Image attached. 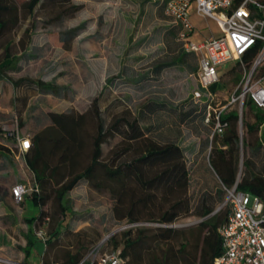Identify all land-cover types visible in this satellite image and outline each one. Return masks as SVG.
Listing matches in <instances>:
<instances>
[{
    "label": "rangeland",
    "instance_id": "374dc122",
    "mask_svg": "<svg viewBox=\"0 0 264 264\" xmlns=\"http://www.w3.org/2000/svg\"><path fill=\"white\" fill-rule=\"evenodd\" d=\"M25 1L28 0H11V4L19 9L20 17L14 33L15 45L20 44L25 29H32L35 46L32 47L31 55L26 58L28 60L16 66L11 75L15 78L42 77L57 80L60 84L68 86L64 94L66 97L63 99L45 95L33 98L32 105L35 108L32 110L30 127L36 129L37 116L42 115L39 105L78 113L85 111L95 97L100 98L99 105L108 121L112 114L127 108L134 114H138L141 109L146 110L147 116L142 121L157 125L152 128L153 132H156V138H174L172 126L180 121V131L175 138L186 151L191 171L190 196L194 205L193 214L181 217L173 223L160 224L151 221L133 225L127 220L115 219L114 201L108 191L100 192L90 186L71 190L64 201L70 210L63 213L51 183L47 190L51 198L46 205L49 216L48 219L44 218V221L49 232L53 225L61 221V232L53 237L47 247L39 238L30 249L28 263L40 264L44 252L48 264L66 263L69 254L79 252L82 253V259L88 247L102 237L114 233L113 237L122 240L124 232L134 227L147 228V234L151 236L154 234L152 230L158 227L180 230L185 236L184 239L178 237L167 243H160L158 248L157 243L151 241L153 249L157 252L159 247L176 249L185 242L188 244V250L193 251L198 235L197 226L213 215L224 219L226 207L221 206L227 196L225 192H219L222 190L220 180L207 160L211 127L202 121L200 113L186 116L197 106L192 94L198 86L194 76L198 58L192 53H183L182 45L177 40V26L173 18L165 13L163 0H157L156 4L142 0H72L74 4H81L82 9L63 21L51 19L47 13L42 14L40 7L36 10L37 17L30 18L29 13L24 11ZM191 19L199 31L196 38L209 36L213 31L219 33L218 23L213 19L198 16L195 5L191 9ZM71 29H78L71 50L63 51L57 44L47 40L48 36L51 38ZM221 74L218 98L224 104L225 99L230 97L238 85L242 71L238 68L237 61H232L221 67ZM110 78H113L112 82H109ZM245 111L244 120L249 123L256 122V114L264 113L249 106L245 107ZM234 113L238 115L237 110ZM244 125V137L254 144L264 126L261 125L254 133H247L246 123ZM2 127L7 131L5 137L13 138L9 134L13 130L12 127L6 124H2ZM29 128L24 129V133L28 134ZM120 140L117 135L110 137L103 145L104 156H108ZM250 155L247 149L245 155L240 156V174L244 168L241 166V160L244 161ZM252 157L260 164L264 161L263 152L257 157ZM24 183L33 187L34 178L29 176ZM13 187L15 186L11 189ZM5 194L7 195V192ZM205 201H215L212 214L206 217L195 214ZM24 202L25 200L22 203L17 202L14 198L10 204L12 213L20 218L25 215ZM35 211L39 212V209L35 208ZM41 224L40 222L35 227L36 238L39 237L37 231ZM26 227L20 226L21 232ZM16 235L18 237L14 240H0V257L14 261L25 260L29 246L23 235Z\"/></svg>",
    "mask_w": 264,
    "mask_h": 264
},
{
    "label": "trees",
    "instance_id": "16d2710c",
    "mask_svg": "<svg viewBox=\"0 0 264 264\" xmlns=\"http://www.w3.org/2000/svg\"><path fill=\"white\" fill-rule=\"evenodd\" d=\"M163 4L166 5V0H163ZM38 7L42 9V14L47 13L56 21L72 17L82 9L81 4H74L72 0H28L24 3V11L29 13L30 18L37 17ZM19 21V9L11 4V0H0V49H3L0 57L4 59L0 62V75L6 74L5 69L12 63L15 51L19 47L25 50L31 43L32 29H25L20 44L15 45L14 33ZM176 26L178 37L180 26ZM77 32L78 29H71L58 34L65 49L71 48ZM182 51L188 54L183 47ZM112 80L113 78H110L109 82ZM12 82L16 86H24L40 93L59 95L63 89L41 77L21 78ZM99 101L100 98L95 97L82 113H49L53 125L42 129L31 138V148L25 152V157L35 175L36 190L28 194L25 200L30 197L39 208V214L28 220V257L30 249L40 240L34 233L40 222V227L48 235L46 242L43 241L45 247L61 232V221L53 225L50 232L44 221V218L48 219L49 216L46 205L51 198V194L47 192L51 183L63 213L70 210L64 202L67 194L79 187L90 186L97 191L110 193L114 201V217L118 221L127 220L133 224L156 221L169 224L193 214L194 205L190 196L191 171L186 151L176 140L181 122L172 126L174 138H156V132H153L152 128L157 125L142 121L147 116L146 110L141 109L138 114H134L127 108L112 114L108 121ZM196 105L186 116L197 112L204 122L206 106ZM246 106L256 108L250 99L246 101ZM255 117V123L244 120L247 133H254L261 125L264 126V113H258ZM225 118L230 120V127L221 138L214 140L209 158L207 153L209 166L220 180L222 190L219 192H225L224 186L231 188L237 184L238 189L250 191L264 199V161L260 164L252 157H257L260 152L264 153V127L262 135L256 137L254 144L244 137V155L248 149L252 156L244 159V168L240 174L238 115L230 112ZM115 135L121 138L120 142L108 156H104V143ZM6 149L7 147L0 143V151ZM214 204L215 201H205L195 214L202 217L211 215ZM228 213L229 210L226 209L224 219L213 215L197 226L198 235L193 251L188 250V244L185 242L176 249L159 247L158 252L153 249V242L157 243L158 248L160 243H167L178 237L184 239L181 231L172 227L155 228L152 230V236L147 234V228L134 227L135 229L124 232L122 240L113 237L112 246L114 249L122 248V254L127 258L126 264H215L216 258L223 252V239L219 228L226 221ZM95 243L91 244L87 251ZM43 255V264H48V261H45L46 253ZM68 256V262L62 264H76L82 253Z\"/></svg>",
    "mask_w": 264,
    "mask_h": 264
},
{
    "label": "built area",
    "instance_id": "2783aa9c",
    "mask_svg": "<svg viewBox=\"0 0 264 264\" xmlns=\"http://www.w3.org/2000/svg\"><path fill=\"white\" fill-rule=\"evenodd\" d=\"M193 5L198 16L218 23V34L213 31L209 36L196 38L199 31L191 19ZM165 13L180 26L177 40L184 51L198 58V68L194 73L198 86L192 96L197 104L205 105L207 109L204 123L211 127L208 158L214 140L221 138L230 127V120L225 115L236 110L240 156L243 157L246 101L250 99L257 109L264 111V0H168ZM232 61H237L242 76L223 104L218 98L221 67ZM9 134L19 143L20 153L24 154L31 148V138L21 133L18 121ZM223 188L227 199L221 207H226L229 213L219 228L223 252L215 264H264L263 197L240 190L237 184ZM35 190L34 186L18 183L12 194L17 202L22 203ZM37 235L46 242L48 235L43 228L37 231ZM113 235L102 237L76 264H126L122 248L114 249L112 246ZM0 264L30 263L0 257Z\"/></svg>",
    "mask_w": 264,
    "mask_h": 264
},
{
    "label": "crops",
    "instance_id": "0c3cea01",
    "mask_svg": "<svg viewBox=\"0 0 264 264\" xmlns=\"http://www.w3.org/2000/svg\"><path fill=\"white\" fill-rule=\"evenodd\" d=\"M142 1H148V3L154 4L158 2L157 0ZM57 36L58 34L54 35L53 37L51 36V38L48 36L47 40H51L50 42L57 44L58 47L63 51L72 49V45L70 49H65L63 47V42H61L60 38ZM33 38L34 37L32 36L31 43L25 50L19 49V47V50L17 49V51H15V53L12 55V63L5 69L6 74L0 75V143L7 147L6 150L0 151V240H14L18 237L16 235L18 233L23 235V239H25L27 242L26 237L30 232L28 220L38 216L39 214V212L35 211V208H39L34 205L30 197H27L23 204V213H25L23 217L25 219L20 218L18 215H14L12 213V207L10 204H12V199L14 198L11 187L15 186L17 183H24L25 180L29 178V176L33 177L35 182V175L26 162L25 153H20L19 143L14 138L10 139L5 137V135H7V131L2 127V124H6V126L12 127L13 129L16 127V121H18L19 127L21 126V133L24 136H29L32 138L37 132L53 125V122L48 116L49 113H70L52 107H44L43 105H39L38 107L40 111H42V115L37 116L35 121L36 129L30 127V122L33 118L32 110L35 108V106L32 105L33 98L45 95L56 99H63L66 97L64 94L68 88L67 85H62L57 80L53 81L41 77L45 81L54 82L56 85L63 87L61 94L56 95L53 93L34 92L28 90L24 86H16L12 82V80H19L21 78H34L31 76H20L15 78L11 75V71L16 66L22 65L23 62L28 60L26 58L31 55L30 52L32 47L35 46V41H33ZM2 52L3 49H0V54ZM3 60L4 59L1 57L0 62ZM8 62L9 61H7V63ZM105 68H107V63ZM82 112L84 111H80L78 113ZM27 128H29V131H27L28 134L24 133V129ZM6 192L7 195L5 194ZM4 195H6L7 198ZM24 225L27 227L26 229L23 228V231L21 232L20 226L24 227ZM43 256L40 260V264L43 261ZM28 259L29 257L26 256L25 261L28 262Z\"/></svg>",
    "mask_w": 264,
    "mask_h": 264
},
{
    "label": "water",
    "instance_id": "95a60500",
    "mask_svg": "<svg viewBox=\"0 0 264 264\" xmlns=\"http://www.w3.org/2000/svg\"><path fill=\"white\" fill-rule=\"evenodd\" d=\"M242 162V161H241Z\"/></svg>",
    "mask_w": 264,
    "mask_h": 264
}]
</instances>
